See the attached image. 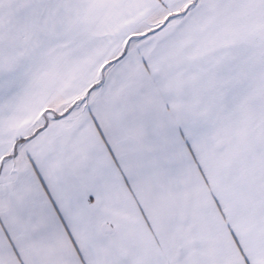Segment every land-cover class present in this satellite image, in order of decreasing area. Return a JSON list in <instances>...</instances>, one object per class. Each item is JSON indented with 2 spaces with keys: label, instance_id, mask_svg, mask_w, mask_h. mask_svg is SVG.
Returning a JSON list of instances; mask_svg holds the SVG:
<instances>
[{
  "label": "snow or ice",
  "instance_id": "6c2138e0",
  "mask_svg": "<svg viewBox=\"0 0 264 264\" xmlns=\"http://www.w3.org/2000/svg\"><path fill=\"white\" fill-rule=\"evenodd\" d=\"M0 264H264V0H0Z\"/></svg>",
  "mask_w": 264,
  "mask_h": 264
}]
</instances>
